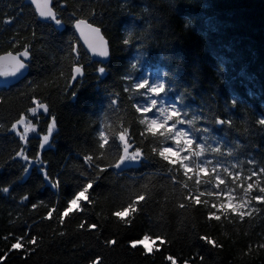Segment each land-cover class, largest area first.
<instances>
[{
  "label": "trees",
  "instance_id": "1",
  "mask_svg": "<svg viewBox=\"0 0 264 264\" xmlns=\"http://www.w3.org/2000/svg\"><path fill=\"white\" fill-rule=\"evenodd\" d=\"M52 2L61 24L41 22L24 0H0V53L11 50L14 42L19 50L24 43L32 49L27 74L0 87V124L5 125L0 131V189L10 187L7 194L0 191V253H5L0 264H90L97 256L103 257L102 264H169L167 255L177 264H264V248L258 246L264 243V204L253 202L258 211L251 218L240 220L228 213L221 215L220 221L208 219L209 212H216L212 204L220 203L214 196L201 197L209 201L207 205L190 204L186 198L197 190L218 191L213 187L214 174L202 173L197 185L195 177L189 179L182 169L152 153L159 140L139 123L140 114L132 107L135 100L123 92L125 81L121 79L136 63L133 78L139 82L146 71L154 72L169 89L163 97L165 103H177L179 98L177 106L188 111L189 119L207 115L209 120L213 116L231 120V126L197 120V128L210 129L208 143L224 152L217 156L209 151L207 158L229 167L235 163L237 168L232 170L242 168L244 176L249 168L258 171L264 166V127L258 124L264 119V0ZM77 18H88L101 29L109 43L108 61L100 64L86 54L72 27ZM8 19L12 22L5 24ZM133 30L146 34L142 45L139 41L123 43L125 34ZM70 44L78 49L85 70L75 81L68 79V62L62 59ZM99 67L105 71L99 73ZM68 84L71 86L66 87ZM30 96L48 103L50 113L27 114L37 132L29 134L25 146L10 128L21 112L32 106ZM112 100L117 103L110 108ZM105 113L109 125L128 127L133 146L139 145L149 158L122 171L109 169L101 174L90 190L93 203L82 201L84 210L71 213L61 225L64 206L84 179L76 169L91 172L83 154H99L98 133L104 127ZM52 115L57 117V130L40 149V135L46 133ZM195 137L200 142L201 134ZM20 147H25L30 157L40 153L52 178L61 181L59 189L44 180L38 163H33L28 174L22 173L25 162L15 156ZM229 148L234 150L232 157L227 156ZM209 179L212 183L204 182ZM185 182L188 189L183 188ZM143 184L148 185L146 191ZM220 187L244 196L230 177ZM140 191H145V200L138 202L131 223L113 216ZM23 195H29V200L22 203ZM40 201L49 209L57 208L52 219H42L48 211L43 206L32 209V204ZM181 203L187 207L181 208ZM84 219L99 227L80 229ZM148 232L167 239L163 244L151 240V248L159 250L145 256L140 251L143 245L132 249L129 242ZM21 235L37 237L38 244L27 251L11 249L14 237ZM202 235L211 236L219 246L205 243L199 239ZM109 238L116 239L117 245L108 246L105 241Z\"/></svg>",
  "mask_w": 264,
  "mask_h": 264
},
{
  "label": "snow or ice",
  "instance_id": "2",
  "mask_svg": "<svg viewBox=\"0 0 264 264\" xmlns=\"http://www.w3.org/2000/svg\"><path fill=\"white\" fill-rule=\"evenodd\" d=\"M32 5L35 6V12L38 13L39 17L45 20L54 21L56 24H61L63 21L59 18V12L54 9L52 0H31ZM75 15V13H73ZM12 20L8 19L4 23H11ZM75 29L80 33V36L84 38V42L88 49L93 55H98L100 57L109 56V43L101 35V29L95 26L88 18H77L74 22ZM35 35V33H33ZM147 39L145 33L128 31L123 37V43L129 45L134 41H139L142 45L143 41ZM23 50L20 51L16 43L14 42L10 45L11 50H6L3 54H0V78L3 80L4 86H10L11 79H19L23 76V70L27 66V60L32 55L31 46L28 43L19 45ZM75 53V56H73ZM62 59L68 62L69 66V77L71 81H75L78 77H82L85 74V70L82 64L79 63L80 53L78 49L70 44L68 49V55ZM138 65L133 63L127 74L122 76V80L125 81L123 92L128 94L129 100H135L132 107L135 113L140 114L137 119L139 123L145 126V130L150 133L153 137L158 138L159 147H153L151 149L152 153L158 155L163 161L168 164L176 166L178 170L182 169L184 176L192 179L195 177V183L199 185L201 183V174H208L210 177L214 174L215 183L213 187L218 191H207L192 193L186 199L190 204L199 205L201 203L207 205L209 201L207 199L201 200V197L207 194L209 197L214 196L217 201H220L219 205L212 204V208L216 209V212H209L208 219L220 221L221 215L228 213L235 214L240 220H244L245 217L251 218L253 213L257 212L258 209L253 205V202L258 204H264V166H260L258 171H254L252 168L248 169V175L244 176L240 171H233L232 169L237 168V164L232 163L229 166H225L219 160L213 162V160L207 158V153L211 151L217 156H223L224 152L221 151V147H213L208 143L210 129L208 127L197 128V120H202L205 123H212L215 125H232L231 120H225L223 118H216L215 116L209 120L208 116L193 117L188 118L189 113L177 106L180 103L178 98L177 103L167 104L165 103L164 96L169 90L166 86L165 81H159L156 83H151L149 79H143L137 82L133 76L132 72L137 69ZM99 73H103L105 69L99 67L97 69ZM63 75V73H61ZM31 83V82H29ZM68 84L66 87H70ZM35 92V89H32ZM75 93L73 92L72 95ZM115 95H119L116 93ZM142 98V99H137ZM31 105L27 107L14 122L11 123L10 130L15 133L22 145H27L29 143V134L37 132V125L33 123L28 118V113L33 117L37 116L40 112L45 114L50 113V105L41 99H37L35 96L29 97ZM117 101L112 100L109 107L112 108L116 105ZM234 103V102H233ZM115 110V109H113ZM107 113L104 115L103 121L104 127L100 129L98 133V155L95 154H83V161L91 170V172H85L79 168L80 175L84 177L82 181L79 182V187L77 191L72 195V197L67 201L63 209L62 216L59 217V224H64V218L68 217L73 212H81L82 201H87L93 203L90 190L93 189L96 181L101 178V174L107 173L109 169H120L123 170L127 167L129 163L141 162L143 159H148L149 156L144 153L139 145L133 146V139L130 137L128 127L123 125L119 129L114 128L108 124ZM57 117L55 115L51 116L50 122L47 123L46 133L41 137L39 148L43 149L50 141L53 133L57 130ZM258 124L264 127V119H259ZM21 126H23L22 131ZM159 129V131H157ZM5 130V125L0 124V131ZM200 133V142H197L195 134ZM144 133L141 132V136ZM111 141V142H110ZM118 141V143H117ZM171 142V143H168ZM239 147V145H238ZM171 154V156L169 155ZM15 156L22 159L25 162V167L22 169L23 174H28L30 167L33 163H38L41 166L42 176L45 181H47L50 186L54 189H59L61 187V181L53 179L44 166V161L41 158L39 152L35 156H31L27 153L25 147H20L15 153ZM227 156H234V150L229 148L227 150ZM172 157H175L173 159ZM101 161L104 162V166H101ZM249 164L256 163L254 160H248ZM171 171V169H169ZM192 174L191 176L189 174ZM227 177L231 178V183L237 185L244 193L243 197H237L235 189H221V185L225 184V179ZM255 180L253 181V178ZM23 179V175L20 177ZM253 181V182H248ZM205 183H212V179L204 181ZM142 189L145 191L148 189L147 184H143ZM184 189H188V184L185 182L183 184ZM3 193L7 194L10 192V187L5 186L0 189ZM145 191H140L138 193H133L135 199L131 196L129 197L127 206L121 207L119 210L113 213L118 220L124 222L125 224L131 223L132 215L137 212V204L139 201L145 200ZM256 194H253V193ZM29 200V195H23L21 197V202H26ZM59 204V201H57ZM43 206L48 209L47 215L43 216L42 219H52L53 213L57 212V208H48V205L44 201H40L39 204L33 203L32 209L36 210ZM181 208L187 207L186 204L181 203ZM127 217V219H125ZM78 227L80 229L87 228L88 230L97 229L99 226L94 222H89L84 219ZM65 233L60 232L59 235L63 236ZM4 239L7 241L8 236ZM15 242L11 243V249H21L28 250V247L35 246L38 244V239L35 236L21 235L14 237ZM167 238H161L160 234H154L151 232L142 235V239L137 237L130 240V247L132 249L137 248V244H142L144 241L158 240L161 244L165 242ZM199 239L203 240L207 244H211L214 247L219 246L217 241H215L209 235H202ZM105 243L108 246L117 245V240L113 238L106 239ZM27 246V247H26ZM260 248H264V243L258 245ZM34 250V248H33ZM159 249L144 247L140 251L144 253L145 256L154 254ZM251 251V249H249ZM5 253H0V257L4 256ZM165 259L169 264H177L176 259L172 255H167ZM203 260V257H200ZM103 257L97 256L93 258L90 264H102ZM184 264H188L187 261Z\"/></svg>",
  "mask_w": 264,
  "mask_h": 264
},
{
  "label": "water",
  "instance_id": "3",
  "mask_svg": "<svg viewBox=\"0 0 264 264\" xmlns=\"http://www.w3.org/2000/svg\"><path fill=\"white\" fill-rule=\"evenodd\" d=\"M25 1L33 7L34 12H35V6L32 5L31 0H25ZM35 13H36V12H35ZM36 15H37V17H38L41 21H47V20H45V19L39 17L38 13H36ZM74 22H75V21H74ZM74 22H73V29H74V31H75V34H76V36H77V38H78L80 44L82 45V47H83V48L85 49V51L87 52V54H88L90 57H92L93 60L98 61V62H100V63H105V62L109 59V56H107V57H100V56H98V55H93L92 52L88 49L87 45L85 44V42H84V38H82V37L80 36V33L75 29V27H74ZM101 35H102V33H101ZM103 37H104V36H103ZM104 39H105V37H104ZM105 40H106V39H105ZM106 41H107V40H106ZM27 68H28V66H26V68L23 70V76H22V77H20L18 80H17V79H11V80H10V84L16 83L17 81H19L20 79H22V78L26 75V73H27ZM1 86H4V85H3V80H2V78H0V87H1Z\"/></svg>",
  "mask_w": 264,
  "mask_h": 264
},
{
  "label": "rangeland",
  "instance_id": "4",
  "mask_svg": "<svg viewBox=\"0 0 264 264\" xmlns=\"http://www.w3.org/2000/svg\"><path fill=\"white\" fill-rule=\"evenodd\" d=\"M22 129H23V126H21V131H22ZM30 134H33V133H30ZM44 135V134H43ZM42 135V136H43ZM170 156H171V154H169ZM152 241L150 240V241H144L141 245H143L144 247H148L149 249L151 248V246H152ZM138 244H140V243H138Z\"/></svg>",
  "mask_w": 264,
  "mask_h": 264
}]
</instances>
